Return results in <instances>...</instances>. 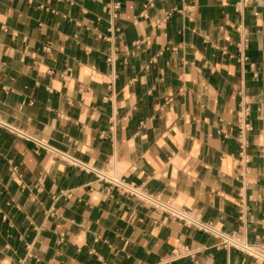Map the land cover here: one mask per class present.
Masks as SVG:
<instances>
[{
  "label": "crops",
  "instance_id": "0c3cea01",
  "mask_svg": "<svg viewBox=\"0 0 264 264\" xmlns=\"http://www.w3.org/2000/svg\"><path fill=\"white\" fill-rule=\"evenodd\" d=\"M219 233L264 254V0H0V264H264Z\"/></svg>",
  "mask_w": 264,
  "mask_h": 264
},
{
  "label": "built area",
  "instance_id": "2783aa9c",
  "mask_svg": "<svg viewBox=\"0 0 264 264\" xmlns=\"http://www.w3.org/2000/svg\"><path fill=\"white\" fill-rule=\"evenodd\" d=\"M250 1L251 0H241V3L246 4V3H249ZM244 58H246V56ZM246 115H247V112H243L241 114V120H240V124H239V129H240L239 136L241 138L244 137L246 131L250 127V123L248 121H246ZM41 146H46V144L41 143ZM99 178L115 185L119 189H122L128 193L139 196V197L149 201L155 207H158L159 209H163V210L169 212L171 215L176 216V217L184 220L187 223L196 225V226H198L201 229H204L206 231H213V229H211L209 226L200 223L197 219H195L194 217H192L188 213L183 212L181 210H178L175 207H173L172 205H170L168 202H165L158 197L148 195V194L144 193L143 191L139 190L138 188H136V187H134V186H132L126 182H123L119 179H116V178L111 177V176L104 174V173H101L99 175ZM219 236H220L223 244L234 246V247H240L241 249L248 251L251 255L264 260V254L260 253L259 251H256L251 245H247L245 243H242L239 240H237L235 237L227 235V234L219 233ZM191 254L192 253H191L190 249H188L187 247H184V248L175 247L173 249V256L175 258L184 257V256H188Z\"/></svg>",
  "mask_w": 264,
  "mask_h": 264
}]
</instances>
